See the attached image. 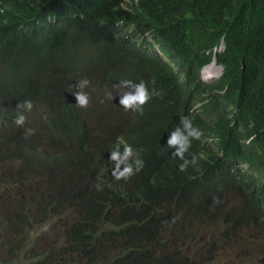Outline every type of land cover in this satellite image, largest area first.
Wrapping results in <instances>:
<instances>
[{"label": "trees", "instance_id": "1", "mask_svg": "<svg viewBox=\"0 0 264 264\" xmlns=\"http://www.w3.org/2000/svg\"><path fill=\"white\" fill-rule=\"evenodd\" d=\"M106 1L0 0V160L20 161L25 178L46 179V195L33 206L36 213L72 211L58 252L50 247L29 259L19 244L16 264L20 259L24 264H195L188 234L195 239L197 231L217 224L224 209L227 222L260 228L246 205L248 212L235 210L230 201L241 198L240 191L223 177L205 181L206 190L191 187L189 174L204 157L186 153L196 163L181 171L183 161L168 147L183 114L171 96L178 92L167 87L176 78L171 70L144 65L131 49L90 28ZM117 7L100 10L149 33L147 38L173 58L191 64V72L197 59L210 62L223 44L215 56L224 67L228 104H238L254 130L264 129V0H143L135 13ZM85 78L90 84L78 87ZM124 79L143 80L159 93L142 114L115 100L126 90L117 86ZM77 91L88 94L87 106H78ZM25 100L33 109L25 112L21 127L14 121ZM7 125L19 136L4 134ZM118 137L145 162L127 180L112 176L111 150ZM60 175L66 176L58 180ZM18 215L22 229L32 231L38 223L37 214ZM179 239L189 243L174 249ZM259 256L258 264H264L263 252Z\"/></svg>", "mask_w": 264, "mask_h": 264}, {"label": "clouds", "instance_id": "2", "mask_svg": "<svg viewBox=\"0 0 264 264\" xmlns=\"http://www.w3.org/2000/svg\"><path fill=\"white\" fill-rule=\"evenodd\" d=\"M109 4H118L125 13H135L143 8V0H107L105 6ZM104 7L100 6L93 14L97 24L90 28L94 32L107 33L115 46L123 45L131 49L137 60L144 65H147L145 62L147 61L150 68L171 70L176 78L171 80L167 87L171 88V93L178 92L171 96L175 102L183 106V114L179 117L181 123L179 122V126L169 136L168 147L175 148L172 155L183 161L180 164L181 171L190 163H196V157L192 156L189 159L186 153L195 152L204 157L189 174L191 187L194 190H206L209 186L205 181H211L213 176L223 177L225 181L235 185L240 191L241 198L233 197L230 202L237 204V201H240L243 209L246 211V207L249 209L256 221L258 220L260 228L257 229L264 238V129L254 130L251 120L249 118L246 120L244 115H247L246 113L243 115L238 109L240 108L238 104L236 107L228 104L229 86L223 81L224 67L215 56V53L224 50V45L214 50L210 62L205 61L204 57L197 59L198 63L191 72V64H186L180 58H173L159 43L147 38L149 33L142 34L137 26L125 24L119 17L117 19L108 17L100 10ZM67 49L74 54L73 46H67ZM213 67L219 69L217 75H211ZM89 84L90 81L85 78L79 82L78 87L83 88ZM117 86L126 89L121 92L123 94L121 100L115 99L120 100V103L118 101L117 103L123 105L125 110L141 114L144 105L153 98V95H159L155 89L150 91L143 80L137 83L131 79H124ZM75 95L78 106L88 105L87 93L77 91ZM17 107L21 111L16 114L14 123L23 127L27 120L25 112H31L33 102L25 100ZM14 130L12 125H7L3 133L13 134ZM33 131L34 129L27 130L28 133ZM110 159L115 164L112 176L117 180L130 179L143 169L145 163L139 150L126 143L123 137L117 138ZM225 211L227 214L222 223L219 216ZM227 217L228 210L224 209L217 217V224L231 225L232 223L226 221Z\"/></svg>", "mask_w": 264, "mask_h": 264}, {"label": "rangeland", "instance_id": "3", "mask_svg": "<svg viewBox=\"0 0 264 264\" xmlns=\"http://www.w3.org/2000/svg\"><path fill=\"white\" fill-rule=\"evenodd\" d=\"M219 69L213 67L211 75H217ZM118 101V100H117ZM120 103V100L118 101ZM17 137L18 133H13ZM40 145L45 146L42 140ZM24 165L21 162H7L0 160V241L3 245L0 250L1 264H16L15 249L19 244L25 245L27 255L35 257L45 254L51 247L53 251H59L65 243V234L72 221V211L65 209L54 216L43 211L36 213L35 206L39 200L43 201L47 188L46 179L39 177L25 178ZM28 170V169H27ZM66 175H60L58 180ZM50 181V180H49ZM49 183V182H47ZM26 199L30 206L23 200ZM242 208V203L237 201L236 211ZM22 211H29L37 214V225L32 231L22 229L18 214ZM227 212H223L219 219L223 223ZM250 221V217L244 214ZM47 216V218H45ZM226 224V223H225ZM209 225L204 233L197 231L195 234H188L193 242L190 244L191 259L194 257L195 264H258L260 252L264 254V238L256 227H242V221L236 225ZM171 236V234H169ZM194 239V241H193ZM188 240L179 239L173 248L184 247ZM189 247V246H188ZM11 250V252H10ZM18 264H24L20 259Z\"/></svg>", "mask_w": 264, "mask_h": 264}]
</instances>
